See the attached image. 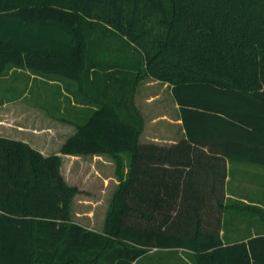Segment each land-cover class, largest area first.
I'll return each mask as SVG.
<instances>
[{
  "label": "trees",
  "instance_id": "obj_1",
  "mask_svg": "<svg viewBox=\"0 0 264 264\" xmlns=\"http://www.w3.org/2000/svg\"><path fill=\"white\" fill-rule=\"evenodd\" d=\"M9 67L82 77L98 102L60 153L107 154L120 180L89 229L70 218L61 156L0 135V264H137L152 249L264 264V184L253 204L225 196L226 161L264 169V0H0ZM145 78L171 85L185 140L139 141ZM240 218L253 232L230 236Z\"/></svg>",
  "mask_w": 264,
  "mask_h": 264
},
{
  "label": "rangeland",
  "instance_id": "obj_2",
  "mask_svg": "<svg viewBox=\"0 0 264 264\" xmlns=\"http://www.w3.org/2000/svg\"><path fill=\"white\" fill-rule=\"evenodd\" d=\"M146 79L149 78L142 80ZM86 88L80 76L75 79H68L55 75L34 74L26 69L9 67L0 73V105L9 104L5 107L7 110H0V117L14 115L15 122L28 127L30 132H25L32 143L36 145L52 144L54 138L46 135V131L50 129L47 128V125L58 122L57 124L67 123L76 127L86 120L84 116L88 113L87 110L90 112L93 110V106L96 107L98 100ZM6 119L13 121L12 117ZM33 125L35 129H39V132L32 130ZM8 126L11 125L8 124ZM112 161L114 162L113 159ZM122 161L124 178L130 161L127 153L122 154ZM237 164H239V167L236 165L228 172L227 193L231 192L232 188L235 195L246 196L257 202L264 184V169L260 165L252 163L241 162ZM66 165L69 169L77 166L82 169L85 164L80 160L74 163L68 162V164L65 162V166L63 163V171L65 172H67ZM116 180L117 186L120 180L119 177H116ZM78 193L80 192L76 194ZM75 195L70 206L71 220L94 230L103 231L109 206L84 205L76 199L73 201ZM246 203L253 204L250 200H246ZM258 205L260 206V203ZM254 225L253 219L243 220L240 218L237 222L230 220L226 225V230L230 236L243 237L253 232ZM189 262L181 251H157L152 249L137 264H187Z\"/></svg>",
  "mask_w": 264,
  "mask_h": 264
},
{
  "label": "crops",
  "instance_id": "obj_3",
  "mask_svg": "<svg viewBox=\"0 0 264 264\" xmlns=\"http://www.w3.org/2000/svg\"><path fill=\"white\" fill-rule=\"evenodd\" d=\"M89 93L94 96L93 92L89 91ZM134 104L143 121L142 131L139 135V141L141 143H154L163 146H170L186 139L185 130L180 117V109L172 96L171 85L169 83L155 80L153 78L141 80L134 96ZM6 106H9V104L4 103L2 106L0 105V110H7V108H5ZM92 109H95V107L93 106ZM87 111L88 113L84 116L86 119L93 110L90 112L89 110ZM5 117H12L13 121H10L11 119L8 120ZM11 117L10 115L2 116V118L0 117V135L30 143L31 141L27 138V133L25 132H30L28 127L15 122L14 115ZM57 123L58 122L53 125H47V128L50 129L46 131V135L54 138L52 144L46 145L45 143L44 145H36L32 142L30 144L43 155L57 153L61 156V173L66 183L70 186H76L80 192L75 195L73 201L76 199L84 203V205L89 206H108L110 197L114 192L117 183L115 176V163L107 154L72 155L60 153L62 143L68 136L75 132L76 127L72 124ZM8 124L11 126H8ZM32 130L39 132V129H35L34 125L32 126ZM203 148L204 150H207V147ZM77 160H80L85 164L82 169L78 166L69 169L68 165H66L67 168L65 169L67 172L63 171V163L65 166V162L68 164V162L74 163ZM225 164L227 175L232 167L236 165L239 167V164L230 163L228 161H226ZM227 180L226 177V197L236 198L243 202H246V200H252L246 196L239 194L235 195L232 188L230 190L232 193H227ZM81 225L93 229L84 224ZM187 264L192 263L189 262Z\"/></svg>",
  "mask_w": 264,
  "mask_h": 264
}]
</instances>
